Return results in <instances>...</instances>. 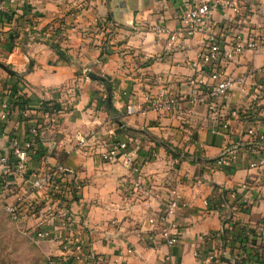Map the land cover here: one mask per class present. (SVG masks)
<instances>
[{
    "label": "crops",
    "instance_id": "1",
    "mask_svg": "<svg viewBox=\"0 0 264 264\" xmlns=\"http://www.w3.org/2000/svg\"><path fill=\"white\" fill-rule=\"evenodd\" d=\"M194 1L86 0L76 10L74 0H0V61L13 73L0 67V92L7 101L15 93L25 99L0 122V152L9 151L12 139H23L37 126L39 149L29 169L65 164L73 170L82 188L71 203V234L85 249L104 255L105 264H230L243 254L236 239L239 227L251 229L264 221V165L259 164L264 142L248 133L254 129L264 135V91L252 99L255 83H264V45L258 51L245 50L228 67L227 75L235 80L262 70L249 85L235 83L221 100L220 112L225 116L235 106L238 114L229 119L226 131H211L214 123L206 106L190 111L180 90L190 74L186 61L202 49L203 35L181 36L169 46L165 31L178 28L181 5ZM226 23L243 37L264 31V0H243L236 17L227 10L215 11L212 32ZM51 24L57 26L56 34L48 30ZM49 43L58 44L70 60L59 58ZM86 71L102 76L106 85L89 79ZM162 88L167 97H176L175 110L150 108L147 97ZM105 96L115 111L103 105ZM43 101H49V108H43ZM54 104L58 110L48 112ZM130 105L133 113L126 112ZM91 131L104 143L130 141L145 186L137 198L123 189L137 175L121 158L104 161L98 143L89 147L78 142ZM230 148L237 153L231 165L213 167V160ZM253 161L258 165L251 166ZM24 188L17 179L13 189ZM172 191L185 206L168 212L165 205ZM161 214L177 224L174 246L147 238L159 228L148 219ZM0 217L27 241L22 264H45L47 257L88 264L74 258L70 243L63 249L57 241L35 243L24 236L1 203ZM211 254L216 257L208 260Z\"/></svg>",
    "mask_w": 264,
    "mask_h": 264
},
{
    "label": "built area",
    "instance_id": "2",
    "mask_svg": "<svg viewBox=\"0 0 264 264\" xmlns=\"http://www.w3.org/2000/svg\"><path fill=\"white\" fill-rule=\"evenodd\" d=\"M243 0H198L184 3L178 15L179 26L177 29L169 30L159 28L160 31L168 32L167 44L170 46L179 37H190L194 34L203 35L202 49L194 59L186 61L190 74L180 82V90L187 96L189 110L192 111L199 104L207 108L209 119L214 123L211 131H226L229 127V119L237 116L238 110L235 106L229 107L227 114L223 116L220 112V102L231 91L235 83L238 87L250 84V79L256 71L243 74L238 78L229 77L230 67L238 57L245 51H258L264 45V31H258L251 36L243 37L241 32L233 24L226 23L220 26L217 33H213L212 18L217 10L230 11L233 17L241 15ZM86 0H74L73 7L76 10L83 9ZM0 2V11L2 10ZM48 30L57 33V26L51 24ZM256 91H253L252 99L258 100V93L264 91V83H255ZM147 102L150 108L156 111H171L177 108L176 97H167L164 88L156 96H148ZM15 100L3 99L0 92V122H5L12 114ZM69 107V105L67 106ZM143 111L144 109H139ZM136 111L133 105L127 107V113ZM37 126H33L26 132L23 139L11 140L9 151L0 152V203L2 210L8 218L16 223L20 232L29 237L33 242L39 243L46 240L57 241L63 249L70 243L74 258L88 264H105L102 254H94L85 249L80 240L72 235L73 219L71 217V203L77 199L82 188L81 181L73 174V170L65 164H56L48 167H35L29 169L32 157L39 149L38 139L40 136ZM249 135L258 141L264 142V135L257 133L254 129L248 131ZM82 145L93 147L96 143L100 145L98 154L107 162H114L119 158L137 175L132 184H124L125 192H130L133 197H138L140 190H145L144 183L139 178V167L141 163L133 157V147L127 139H113L110 142H101L93 131L87 136L78 138ZM236 151L230 148L213 160L215 168H224L235 160ZM259 164L264 165V159ZM258 165L256 161L251 166ZM17 179L24 182V190H14L13 185ZM246 185L243 184V187ZM11 200L6 199L8 195ZM210 205V201H205ZM185 203L179 201L175 191L166 202L165 208L168 212L184 207ZM33 224L28 225V221ZM148 223L156 226L158 230L148 233V240L163 239L167 246H174L178 242L177 224L167 220L165 214L155 219L150 217ZM254 232L261 236L264 243V221H260L254 227ZM244 235L251 238V229L245 228ZM199 257V252H194ZM169 257V256H168ZM216 256L211 254L208 260ZM45 264H70L66 257H47ZM172 264H177L173 262Z\"/></svg>",
    "mask_w": 264,
    "mask_h": 264
},
{
    "label": "trees",
    "instance_id": "3",
    "mask_svg": "<svg viewBox=\"0 0 264 264\" xmlns=\"http://www.w3.org/2000/svg\"><path fill=\"white\" fill-rule=\"evenodd\" d=\"M49 44L55 50L59 58L66 60V61L70 60L69 56L65 53V51L58 44L56 43H49ZM103 52H108V51H102V53ZM5 66L7 67V69H9L8 65H5ZM10 74H13V73L10 72ZM15 77L18 80L21 79L18 76H15ZM13 99L15 100V104H17L20 109L21 104H23L25 100L23 96L17 95L15 93L13 96ZM48 102L49 101L42 102L44 109L49 108V106L46 107ZM102 103L103 105H105V107H107L111 111H115L114 108L112 107V104L110 103L108 96H105L103 98ZM58 107H59L58 104H54L50 107V110L48 112L58 110ZM115 121L118 124L120 123V120L118 118L115 119ZM37 142H39V139ZM209 206L212 207L213 205H211L210 203ZM254 227L251 228V232L253 233L251 238H247L244 235V230H245L244 227H239V233L236 235V239L238 242L239 249L241 250L243 254L241 255L240 259L234 258L230 260V264H264V243L262 242L261 236L254 232ZM222 236H223V241H224V239L227 237L225 231H223Z\"/></svg>",
    "mask_w": 264,
    "mask_h": 264
},
{
    "label": "rangeland",
    "instance_id": "4",
    "mask_svg": "<svg viewBox=\"0 0 264 264\" xmlns=\"http://www.w3.org/2000/svg\"><path fill=\"white\" fill-rule=\"evenodd\" d=\"M1 63L7 65L4 62ZM8 225V221L0 217V264H22V254L29 248L27 241L14 235Z\"/></svg>",
    "mask_w": 264,
    "mask_h": 264
},
{
    "label": "water",
    "instance_id": "5",
    "mask_svg": "<svg viewBox=\"0 0 264 264\" xmlns=\"http://www.w3.org/2000/svg\"><path fill=\"white\" fill-rule=\"evenodd\" d=\"M0 67L5 69L6 71L8 72H11L9 69H7V67L0 62ZM85 75L89 78V79H92V80H96V81H101L102 83H105V79L100 76V75H97L91 71H86ZM119 125L123 126L121 123H119Z\"/></svg>",
    "mask_w": 264,
    "mask_h": 264
}]
</instances>
